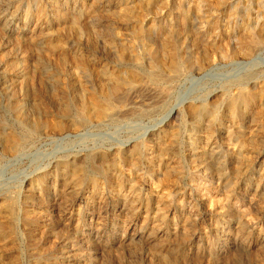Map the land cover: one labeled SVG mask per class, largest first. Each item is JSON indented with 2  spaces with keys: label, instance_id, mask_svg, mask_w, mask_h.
<instances>
[{
  "label": "rangeland",
  "instance_id": "1",
  "mask_svg": "<svg viewBox=\"0 0 264 264\" xmlns=\"http://www.w3.org/2000/svg\"><path fill=\"white\" fill-rule=\"evenodd\" d=\"M249 32L260 50L227 52ZM164 39L176 77L111 90ZM262 76L264 0H0V136L22 143L0 140V264H264V101L209 104ZM93 91L122 104L95 118Z\"/></svg>",
  "mask_w": 264,
  "mask_h": 264
},
{
  "label": "bare ground",
  "instance_id": "2",
  "mask_svg": "<svg viewBox=\"0 0 264 264\" xmlns=\"http://www.w3.org/2000/svg\"><path fill=\"white\" fill-rule=\"evenodd\" d=\"M134 10L135 9H133V11ZM133 11H131V12H133ZM121 14H122V16L127 17L129 14V11H127V9H125L122 11ZM136 16H137V14H136ZM185 18H186V15H184L183 22H186ZM262 42H263L262 38L253 32H249L248 36L237 35L234 37V39L232 41V45L227 47V52L228 53H237L243 57H251L258 50H260ZM155 45H156V43L154 42L151 45V47L154 48ZM197 47L198 46L196 45V43H193V45L191 44V50L192 51H195L194 49H196ZM198 50H201L200 51L201 53L203 52V49H201V48H198ZM155 52L157 53V55H156V61L153 65L155 68H157L158 71H153L146 78H140L142 74L139 75V74H137L138 73L137 72L136 74H132L125 81V83L119 79L117 72L115 70H112L111 72L108 71L109 74L107 76L113 82L111 90L119 91L123 87L124 84L133 85V84H136L138 82L141 83L142 81L143 82L148 81V83L161 85L167 81V80H165L167 77H169V76L170 77H176L179 74V70H180V62H179L180 59H178V57H177V51L174 48V45L172 44L171 40L164 39L161 43L160 48L159 49L156 48ZM189 55H192V54H189ZM195 57L198 59V56H195ZM5 64H6L5 70L7 72L17 73L20 75V77H21V81H19L20 82L19 83L20 89L22 91H25V88L27 86V85H25V83H26L25 82V77H26L25 65L24 64L23 65H19V64L17 65V63L14 62V60L12 62L8 60ZM86 65H87L86 61L79 59V58L76 59V67H86ZM162 69L167 71L168 75L166 74L167 72L164 73L162 71ZM253 75L255 76V74H253ZM143 76H145V75H143ZM260 78H262V80H261L262 82L259 83V85L258 84L251 85L250 82H247L245 80H241L240 78H239L240 80H238V79L234 80V81H237V84L234 87V89L231 90V92L232 91L233 92L231 93L230 98L227 102H224V104H223V102L220 101V96H219V98H217L218 96H216V98L213 99V101H211L209 103L210 106L214 109V110H212L211 115L214 114V112L217 113L218 110H219V112L220 111L225 112L224 113L225 115L236 114L235 113L236 111L234 109L236 106H240V108L245 113V112L251 110V108L254 106L255 102L264 101V76H262ZM113 97L104 98L103 96L97 94L94 91L90 92L89 93V101L87 104H84L85 105L84 109L85 108L88 109L89 113L92 114L95 118H98V119L99 118H107L112 114V112H113L114 108L117 106V104L122 102V101H114L113 99H115V98H113ZM209 97H211V96H208V98ZM263 105H264V103H263ZM203 108H205V107H203ZM217 108H219V109H217ZM189 109H190L189 110V112H190L191 110L194 111L193 109H195V110L201 109V107H199L198 105H190ZM262 110H264V107ZM122 113H123V111H122ZM262 113L264 114V111ZM83 115H85V114H83ZM83 115H81V117H79V119L75 122L76 125L84 124L85 118ZM197 117H198V115H197ZM37 123L39 126H44L46 128H49V129H56V128L62 129L65 127V124L62 120L56 121V122L49 121L47 123V121L39 119V121ZM0 140L5 144V147L12 149V150H17L20 147V144H22L20 136H18L15 133L0 136ZM244 143H246V142H244ZM168 177L169 176H166L165 180H168ZM171 263H172V260H171Z\"/></svg>",
  "mask_w": 264,
  "mask_h": 264
}]
</instances>
